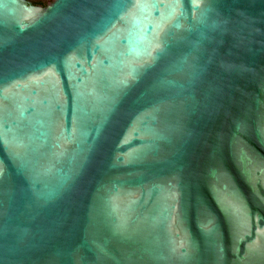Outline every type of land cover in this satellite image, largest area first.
Listing matches in <instances>:
<instances>
[{
    "label": "water",
    "instance_id": "obj_1",
    "mask_svg": "<svg viewBox=\"0 0 264 264\" xmlns=\"http://www.w3.org/2000/svg\"><path fill=\"white\" fill-rule=\"evenodd\" d=\"M0 264H264V0H0Z\"/></svg>",
    "mask_w": 264,
    "mask_h": 264
},
{
    "label": "flooded vegetation",
    "instance_id": "obj_2",
    "mask_svg": "<svg viewBox=\"0 0 264 264\" xmlns=\"http://www.w3.org/2000/svg\"><path fill=\"white\" fill-rule=\"evenodd\" d=\"M24 1L30 3L34 7L43 8L47 6L52 0H24Z\"/></svg>",
    "mask_w": 264,
    "mask_h": 264
}]
</instances>
